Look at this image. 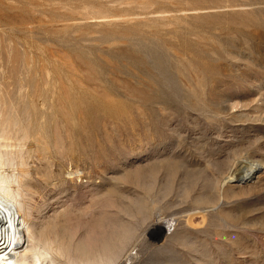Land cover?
Instances as JSON below:
<instances>
[{
  "label": "rangeland",
  "instance_id": "obj_1",
  "mask_svg": "<svg viewBox=\"0 0 264 264\" xmlns=\"http://www.w3.org/2000/svg\"><path fill=\"white\" fill-rule=\"evenodd\" d=\"M0 164L55 264H264V0H0Z\"/></svg>",
  "mask_w": 264,
  "mask_h": 264
},
{
  "label": "bare ground",
  "instance_id": "obj_2",
  "mask_svg": "<svg viewBox=\"0 0 264 264\" xmlns=\"http://www.w3.org/2000/svg\"><path fill=\"white\" fill-rule=\"evenodd\" d=\"M0 166H1V164H0ZM2 166H3V163H2ZM253 168H249V170L245 171V173L242 175L239 174L237 176V174H234V175L231 174L232 176H230V178L228 179L229 180L228 182H232V183H233V181H239L240 182L244 179L252 177L256 171V169H253ZM225 179L227 181V178H225ZM11 180L9 177L0 178V264H55L54 263V261H55L54 260V252L56 251L55 245H57V244L60 245L61 242L59 240H52V238L49 236L48 232H46L49 228L47 229V227H46V229H47L46 231H44L42 228V230H43L42 231V230H37V228L35 229L31 226V224L28 222V220L26 218V215L24 214V212L28 213V212H26L27 210L24 211L23 206L21 204H19V202H18L19 193L16 192L15 189H13L11 187V184L14 182V179H13V182ZM16 188L18 189L17 191H19V186H17ZM162 223H163L162 228L165 231V233H170L173 231V227L170 226L171 220L170 221H168V220L164 221L162 219L161 220L159 219V220H156V222L154 224L158 225V224H162ZM46 226H48V225H46ZM117 229H116V231H117ZM120 229L122 231L124 230V229H122V227ZM120 229H119V231H120ZM61 231H62V229H61ZM118 233L119 232H117V234ZM120 233H121V231H120ZM52 234H53V231H52ZM95 235H94V237H95ZM111 235H112V233H111ZM114 235H115V232H114ZM114 235H112V236L114 237ZM128 235L131 237L130 234H128ZM128 235L123 234V235L119 236V234H118V236L121 240L120 242L122 243V246H115L112 244L110 246L106 245V247H110L109 248L110 252H108L107 255H105L102 258L99 257V261L94 260L92 256L91 257H92L93 261H87L86 259L83 260L84 258L81 257V258H83L82 264H113L119 258L120 253H122V251H121L122 247L125 244H128L127 242L130 238ZM107 236H109V233ZM82 239L84 240V238H82ZM112 239H114V238H112ZM114 241L112 240V242H114ZM116 241H115V243H117ZM105 242H104L102 237H97V236H96V238H92V237L89 238V240L87 242L85 241V243L87 245H89L90 248L92 246L96 247V246H100V245H105L107 243V242L106 243ZM103 248H105V247H103ZM76 249H79V248H76ZM93 251H94V249H93ZM73 254H74V252H73ZM99 255L100 254L98 253V256ZM133 257L134 256L132 254H130L127 257V260H132ZM94 258H96V257H94ZM72 261H73V259H72ZM75 261L76 260L74 259V263H75ZM72 264H73V262H72Z\"/></svg>",
  "mask_w": 264,
  "mask_h": 264
}]
</instances>
